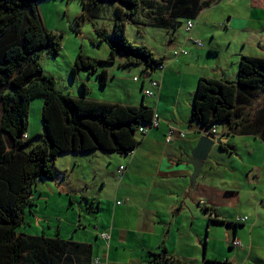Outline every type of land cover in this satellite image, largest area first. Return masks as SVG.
Listing matches in <instances>:
<instances>
[{"label":"crops","instance_id":"1","mask_svg":"<svg viewBox=\"0 0 264 264\" xmlns=\"http://www.w3.org/2000/svg\"><path fill=\"white\" fill-rule=\"evenodd\" d=\"M203 1H209V5L191 20L195 22L191 31L187 30L188 20L185 19H180V23L174 24L171 29L153 26L151 19L139 16L133 18L136 24L133 20L127 24V34L129 29L144 34L142 46L148 47L156 59H164V70L156 69L145 74L142 67H133L138 69L134 71L121 67L120 63L104 65L108 73L105 86H101L100 71L92 73L96 76L91 78L85 73L92 86H87L89 99L145 105L159 114L162 120L158 129L139 138V145L131 154L112 155V161L119 164L117 171L121 166L126 167L121 178L116 171L121 184L116 197L124 184L126 203L118 205V202H110L105 207L101 206L102 197L89 196L88 200H98L100 205L97 213L102 218L98 223L102 224L95 228V232L87 233L85 228V235H74L71 239L63 238L59 230L56 233L55 237L67 241L91 244L93 259L100 264H151L150 253H158L162 249L168 255L179 258L183 264H264V187H261L259 178V172L264 167L251 165L246 173L247 179L251 174L256 175V180L248 185L252 201L256 199V203H262V207L256 209L255 205H244L243 183L233 181L230 171L234 161L242 160L240 150L244 144L250 155L255 156V151L259 149L263 151V156L264 141L255 135L231 133L230 129L218 135L219 141L210 156L213 151L220 152L218 147L222 143L224 153H217L215 159H225L228 166L224 173L212 176L211 164L207 160L196 184L192 182L195 169L189 162L192 151L205 135L202 126L191 123L198 81L202 77L236 81L244 56L264 57V35L261 31V25L264 28V0H253L251 5H244V0ZM147 35L155 39L149 40ZM78 72L75 77L81 75ZM152 80H158L160 87L156 96L146 97L144 90L150 87ZM98 86L105 89L104 92L109 90L108 93L96 94ZM68 94L81 97L84 90L83 94ZM170 128L185 133L186 137L168 144L166 135ZM225 152L233 155L229 157ZM80 154L66 153L57 158V163L62 157L67 160L62 169L55 162V179L45 180L53 193L73 189L67 179L70 169L78 165ZM91 154H97V151ZM208 165L209 171H205ZM136 178L139 180L137 183ZM38 182L35 191L39 188ZM40 196L44 194L41 192ZM70 199L72 204L76 202ZM45 204L46 207L51 205L46 199ZM243 205L256 212L254 224L247 216H244L248 218L245 223L237 222L238 218H243L240 212ZM232 208H236V212ZM79 221H83L81 216ZM71 223L75 226L74 221ZM104 232L111 235L108 243L100 238ZM43 236L52 237L45 232ZM236 240L241 241L242 247L234 246ZM202 244L205 247L203 254ZM222 248L225 250L222 257L208 255ZM227 248L232 252L229 255Z\"/></svg>","mask_w":264,"mask_h":264},{"label":"trees","instance_id":"2","mask_svg":"<svg viewBox=\"0 0 264 264\" xmlns=\"http://www.w3.org/2000/svg\"><path fill=\"white\" fill-rule=\"evenodd\" d=\"M38 1L0 0V264H96L91 244L18 232L28 209L32 212L34 207L35 186L39 180L55 179V162L63 154L134 151L140 142L139 127L150 123L156 112L145 105L89 99L86 84L81 97L58 91L54 77L44 76L39 59L45 52L58 55L62 36L44 29ZM78 1L82 5L79 23L97 20L106 2L117 5L112 35L97 30L100 42L109 47V58L98 60L80 52L72 69L73 78L78 71H100L101 86L108 81L103 66L115 64L119 54L121 67H142L145 74L163 64L164 59H156L148 47L135 45L126 36L127 24L141 10L147 11L153 26L171 29L180 19L194 20L209 5L203 0ZM262 94L264 57L244 56L236 81L199 79L191 123L205 132L223 123L231 133L264 141V107L252 118L245 111ZM38 98L44 100L43 135L42 142L34 145L25 136L30 103ZM220 147L225 149L222 143ZM150 256L151 264H183L165 249Z\"/></svg>","mask_w":264,"mask_h":264},{"label":"rangeland","instance_id":"3","mask_svg":"<svg viewBox=\"0 0 264 264\" xmlns=\"http://www.w3.org/2000/svg\"><path fill=\"white\" fill-rule=\"evenodd\" d=\"M252 1L253 0H244V5H247L248 3L251 5ZM116 7V4L106 2V4L101 6L100 16L97 20H93L91 22L87 20L79 23L77 18L82 12V5L80 1L39 0L37 2L38 14L44 29L49 33L57 35L58 38L62 36V46L58 55H49L45 52L39 59L44 76L54 77L56 88L61 93L68 94L71 92H78L83 94V82L89 88H92L91 83L88 80V76H86L85 73H88L89 77L96 75L82 70L78 72L81 73V75L78 74L77 77L73 78L72 69L80 52L98 60H106L109 57V48L106 43L100 42L97 30H105L108 34L112 35ZM146 13L147 11L141 10L137 16L146 19ZM261 31L264 35V28H262V25ZM262 33L260 34V37H262ZM143 35L144 34H138L137 30L132 29H129L128 34L126 33L128 39L133 44L139 46L143 45ZM147 37L149 40L150 38H152V40L155 39L152 35H147ZM197 43L202 45V42L197 41ZM222 45L224 44L222 43ZM121 62H123V55L119 54L117 56L116 63L119 64ZM107 65L109 64H106V66ZM131 70L137 71L138 69H134L132 67ZM82 78H84V81H81ZM114 86H117V84ZM104 91L105 89H101L99 86L96 88V94L105 95V93H108L109 90L107 92ZM43 106L44 100L41 98L34 99L30 103L27 137L31 139L34 145L42 142ZM263 107L264 94H262L257 101H254L252 106L247 108L245 111L249 117L252 118L258 114L259 110ZM1 116L2 104L0 103V121ZM228 129L229 127L227 124L220 123L216 125L217 134L219 136ZM141 137L142 136L138 134V139ZM28 138L25 137V140L29 141L30 139ZM259 144L263 147V143L260 142ZM243 147V149L240 150L243 161L237 160V163L234 161L232 169L230 170L231 174H233L232 180L241 184L243 183L244 205L247 206V204H251L255 205V209L258 207L261 208L264 204H262L261 201L256 203V199L252 201L253 195H251L248 190V185L250 182L253 183L254 179L256 180V175L251 174L247 179L246 173L248 166L258 165L261 168L264 167V155L262 156L263 151L258 149L255 151V156H252L247 150L245 144ZM218 151L220 152L213 151L208 159L207 163L211 164V168L209 165L205 168V171H209V168L212 170L210 173L212 176L217 175L218 173H224L225 167L228 166L225 159H223V161L222 159H215L217 153H224L221 147H218ZM225 153L228 154L229 157L233 155L229 152ZM112 155L115 154H110L104 151H97V154L81 153L78 165L74 167V169H70L67 179L68 182L71 183L74 191H72L73 189H64V192L61 191L62 193H60V190H57V193L55 194L46 186L50 185L47 181L39 180V188L34 191L31 199L34 204L32 212L28 209L24 224L21 228H19L18 232L31 236H43L45 232L46 235L52 236L49 238H53L57 235L56 233L59 230L61 236L65 239H71L74 235H85V228L88 230L87 233L95 232V228L100 226L99 224H102L101 222L98 223L102 217L100 218V213H97L100 206L98 200H88L89 196L91 198L102 197L101 206L105 207H107V204L110 202H118V205H124L126 203V200L123 197L124 189L122 188L124 184L120 188L119 194L116 197V193L121 184L119 183L120 179L116 174L119 164L115 160L112 161ZM66 160V157L60 158L58 163L56 162V166H58L59 169L64 168ZM72 170L73 172H71ZM263 170L259 172L261 187H264ZM138 181V178H136L135 182L137 183ZM52 184L55 185V183ZM41 192L44 194L42 197L40 196ZM36 195L38 197H36ZM70 197L75 199L76 202L72 204ZM45 199L50 201V207H46ZM106 199L109 201L107 202ZM93 202L94 204H92ZM260 204L262 205L260 206ZM244 205L240 207L241 216L249 217L251 219V224H254L256 212L253 213L251 207H245ZM80 211L81 214L79 213ZM232 211L236 212V208H232ZM103 215L104 214H102V216ZM80 216L83 218L81 223L79 221ZM262 218H264V216H262ZM71 221H74L75 226H72L73 223H71ZM105 221L108 222V220ZM224 225L226 228V224ZM90 235L91 234H89V236ZM206 236L207 235L205 234L204 241H206ZM204 248L205 247L202 244V254L204 253ZM226 251L228 252V255L232 253L229 251V248H227ZM223 254H225V250L223 248L221 250L208 253L210 257H222Z\"/></svg>","mask_w":264,"mask_h":264},{"label":"built area","instance_id":"4","mask_svg":"<svg viewBox=\"0 0 264 264\" xmlns=\"http://www.w3.org/2000/svg\"><path fill=\"white\" fill-rule=\"evenodd\" d=\"M193 27H194L193 21H191V20L187 21V30L191 31L193 29ZM157 69L160 70V71L164 70V64L160 65ZM159 87H160L159 81L158 80H152L151 84H150V87L144 90V95L146 97H154V96H156V93H157V90L159 89ZM161 122H162V120H161L159 114L156 113L154 118L152 119V121L150 123L139 127L138 133L141 136H146L151 131L158 129L161 126ZM206 135L212 136L214 138L215 142L219 141V137H218V134H217L216 127H213L209 131H207ZM185 137H186L185 133H183L181 131H178L175 128H170L168 130L167 135H166V142L168 144H171V143L175 142V140H177V138H182L183 139ZM132 152H130L129 154H131ZM125 170H126V167L125 166H121L119 168V170L117 171L120 178L123 176ZM247 220H248L247 217H243V218H238L237 222L245 223ZM100 238H101L102 241L108 243L110 241V239H111V235L108 232H104V233L100 234ZM234 246L242 247L241 241L236 240L234 242ZM98 263L99 262L96 261V264H98Z\"/></svg>","mask_w":264,"mask_h":264},{"label":"water","instance_id":"5","mask_svg":"<svg viewBox=\"0 0 264 264\" xmlns=\"http://www.w3.org/2000/svg\"><path fill=\"white\" fill-rule=\"evenodd\" d=\"M209 129H206V131ZM216 145L214 138L209 135H204L197 147L192 151L189 162L194 166L193 183L196 184L204 163L210 158L212 148Z\"/></svg>","mask_w":264,"mask_h":264},{"label":"clouds","instance_id":"6","mask_svg":"<svg viewBox=\"0 0 264 264\" xmlns=\"http://www.w3.org/2000/svg\"><path fill=\"white\" fill-rule=\"evenodd\" d=\"M209 130H210V129H209ZM209 130H207V131H209ZM207 131H206V132H207ZM206 132L204 133L205 135H206ZM25 137H26V136H25ZM216 143H217V142H216Z\"/></svg>","mask_w":264,"mask_h":264}]
</instances>
